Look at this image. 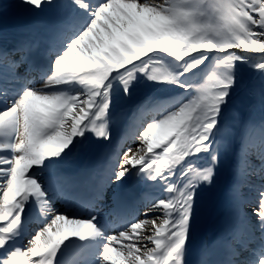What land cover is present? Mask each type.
<instances>
[{
  "label": "snow or ice",
  "instance_id": "6c2138e0",
  "mask_svg": "<svg viewBox=\"0 0 264 264\" xmlns=\"http://www.w3.org/2000/svg\"><path fill=\"white\" fill-rule=\"evenodd\" d=\"M16 6L54 11L43 35L33 31L12 47L0 46V264H59L72 238L103 241L96 264H188L197 205L215 187L227 155L220 137L242 90V65L259 74L262 87L250 94L264 109V0H20ZM212 56L201 82H185ZM31 73L38 78L29 79ZM138 74L189 95L186 102L149 97L136 104L130 126L144 107L170 106L135 133V151H116L106 168L87 174L97 200L116 186L117 211L127 210L118 187L129 178L151 182L158 192L149 207L105 232L96 215L60 212L52 197L81 183L64 165L89 150V134L114 149V83L128 96ZM240 127L237 174L247 162V174L264 180V117L258 128ZM250 191L251 216L237 220L230 212L218 242L203 245L196 264H264V183ZM231 195L238 204V185ZM34 219L39 229L14 246Z\"/></svg>",
  "mask_w": 264,
  "mask_h": 264
},
{
  "label": "bare ground",
  "instance_id": "6f19581e",
  "mask_svg": "<svg viewBox=\"0 0 264 264\" xmlns=\"http://www.w3.org/2000/svg\"><path fill=\"white\" fill-rule=\"evenodd\" d=\"M54 2H58V0H54ZM19 3L20 0H0V34H3V36L7 35L8 33V28L6 31L1 30V28L5 27V24H7L6 21H16L20 19L23 21H29L36 14V11L30 10L27 6H25L24 8L17 7L16 5H18ZM46 8L49 9L48 7ZM51 17L52 14L49 16H43L41 20L37 21L35 26L31 28L34 30L37 28V31L41 35H43ZM15 26L20 25L15 24ZM18 29L24 30L23 28ZM169 63L171 62L169 61ZM188 79L189 75L184 78L185 82ZM177 87L178 86L176 84H158L154 81L148 80L145 76L138 74L137 79L133 82V85L130 89V94L128 96H125L123 95V89L120 86L119 82L117 81L114 83V106L111 109V116L115 122L110 125L113 143H115L114 149L111 152L106 151L102 154L95 155L93 149L94 146L99 142H97L95 138L91 134H89V150L87 152L81 153L80 156L72 158L64 165L65 170L69 171L70 173L78 174L81 177V183L77 188L73 189L75 192L71 197L60 196L65 203L75 204L76 207L88 209H99L104 205L103 208L99 211L100 214L106 209H113L112 206L115 204L113 201V192L114 189H116V186L113 189L108 188L103 197L106 200L98 204L96 203V199L93 194V188L95 187L94 182L92 184L86 182L87 174L98 167L106 168L111 163L108 157L109 155H114L115 150L119 147L121 142L120 139H116L115 137V126L118 123L126 121L136 104L149 97L153 101H159L158 99L160 94L174 91ZM261 87L262 80L259 76L258 79L251 83L244 90V92L240 94L235 103L237 101L239 102L236 105L233 104L232 110L226 115L225 131L220 139H222L224 144L227 145V155L224 158V163L220 168L215 187L211 191H204L200 197V203L197 205V218L193 224L192 243H194L193 247H196L198 251H200L203 245L212 243L214 241L218 242L217 236L225 221L226 216H228L230 212L237 214V220H242L246 216H251V213H247L246 211L248 202L246 203L244 201V197L248 194V192H246V194L242 192V190L246 191L250 189L240 188L241 184L243 183L247 185H253V183L255 182L253 178L251 180L248 179L250 175L248 176V178H244V173L248 172L244 169L246 168L247 162H241L237 174L234 156L238 151L240 138L243 133V129L240 127V122H251L258 128L262 117H264V109L261 108L258 95L250 94H258ZM61 88L62 90L68 91V89H65L63 87ZM73 90H79L78 86L75 85V87H73L71 91ZM182 93L183 94H180L179 96L182 98V101L186 102V98L189 93H184V91H182ZM174 95L175 96H173V98H176L178 94L176 93ZM145 113H147V111H144V114ZM151 120L152 119L146 120L145 118L143 122L142 119V125L145 126L146 123ZM137 123H139V120L137 121ZM132 143L133 151H135L136 143L131 140L130 144ZM257 152L258 150H254L252 154H255ZM102 179L103 177H98V181ZM261 183L258 182L256 185H259ZM133 184L135 185V187L139 186V188L135 191L131 189V185ZM143 184H146V188L144 189L140 188V186ZM233 185H238L239 192L241 193V198L238 204L232 200L231 191ZM151 186V182L144 183L141 182L138 178L133 177L129 178L125 183L119 184L118 191L119 195L131 194L133 197H142V195H147L149 193L150 190H148V188L150 189ZM85 198L90 199L89 204L82 205L81 201ZM131 198L127 199L125 202V204H127L128 206L132 203ZM151 200V197H144L141 204L147 202L149 207ZM26 211H28L30 215H33L32 209H26ZM134 216L135 215H130V218H134ZM139 218L143 219L144 217L139 216ZM26 219H28V217H26ZM113 219L114 216L110 215V217L105 222H102V225L111 223ZM29 225H31V223ZM107 227L110 228V226ZM21 231H23V229ZM28 238H30V236L26 237L24 243H26ZM14 241H17L16 238H14L13 243ZM102 243L103 241L100 238H89V240L85 241H80L78 238H72L71 240L66 242L65 246L70 247L71 250H73L75 247L82 248L84 253L90 254V261L92 262L94 261V259L97 261L98 251ZM211 259H216V257L213 256L211 257ZM193 261L194 258L191 259L188 257V264H196V261Z\"/></svg>",
  "mask_w": 264,
  "mask_h": 264
},
{
  "label": "rangeland",
  "instance_id": "374dc122",
  "mask_svg": "<svg viewBox=\"0 0 264 264\" xmlns=\"http://www.w3.org/2000/svg\"><path fill=\"white\" fill-rule=\"evenodd\" d=\"M214 59H215V56L210 57V60L206 63V65L201 67V74L199 75V79H197V83L198 82H201V80L205 77V75L208 74L209 69H206L207 64H211L212 62H214ZM241 68H242V80H243L242 81V90H241V93H243L244 90L251 83H253L256 79L259 78V74L253 68H251L248 65H242ZM179 88H181V87H178L176 89L178 90ZM238 102L239 101H237L236 103L234 102V105H236ZM262 183H264V180H262ZM243 192L246 193V191H243ZM249 196L251 197V194L250 193H248L245 197H249ZM253 207H255V206L249 204V206L246 207L247 212L251 213V209Z\"/></svg>",
  "mask_w": 264,
  "mask_h": 264
}]
</instances>
